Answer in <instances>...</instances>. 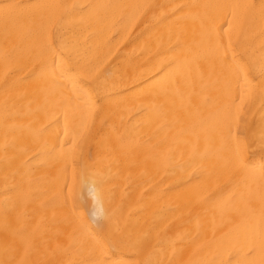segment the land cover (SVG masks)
<instances>
[{
    "label": "bare ground",
    "instance_id": "obj_1",
    "mask_svg": "<svg viewBox=\"0 0 264 264\" xmlns=\"http://www.w3.org/2000/svg\"><path fill=\"white\" fill-rule=\"evenodd\" d=\"M0 264H264V0H0Z\"/></svg>",
    "mask_w": 264,
    "mask_h": 264
},
{
    "label": "clouds",
    "instance_id": "obj_2",
    "mask_svg": "<svg viewBox=\"0 0 264 264\" xmlns=\"http://www.w3.org/2000/svg\"><path fill=\"white\" fill-rule=\"evenodd\" d=\"M97 219V217L95 215H93V220Z\"/></svg>",
    "mask_w": 264,
    "mask_h": 264
},
{
    "label": "rangeland",
    "instance_id": "obj_3",
    "mask_svg": "<svg viewBox=\"0 0 264 264\" xmlns=\"http://www.w3.org/2000/svg\"><path fill=\"white\" fill-rule=\"evenodd\" d=\"M78 203H81L80 201H78Z\"/></svg>",
    "mask_w": 264,
    "mask_h": 264
}]
</instances>
